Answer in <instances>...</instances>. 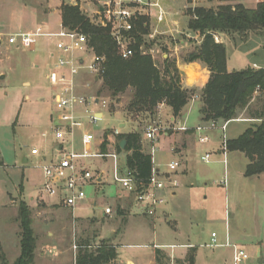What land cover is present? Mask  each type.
<instances>
[{
    "label": "rangeland",
    "instance_id": "1",
    "mask_svg": "<svg viewBox=\"0 0 264 264\" xmlns=\"http://www.w3.org/2000/svg\"><path fill=\"white\" fill-rule=\"evenodd\" d=\"M38 1V4L35 1L34 4L39 7V12L32 14L34 17L37 16L38 20L41 21L39 26L43 27L46 2L45 0ZM21 2L22 0H0V28L2 31L12 33L35 24L30 16L31 13H28L29 11H24V13L21 11L24 9ZM180 2L179 0L178 5ZM244 2L248 7H252L254 4V0H244ZM190 8L194 7L189 5L185 13ZM180 14V20L183 21V14ZM185 17L183 27L188 26L189 17L187 14ZM92 20L96 22L98 15H94ZM51 28L57 31L60 29L58 16L52 21ZM160 35L157 34L154 41ZM182 37L185 38V36ZM146 39L150 41L148 37ZM186 40H191L189 43L192 44H189L188 49H181L178 52L182 61L183 56L197 44L193 39L186 38ZM260 41L264 43V39ZM256 44L257 42H253L242 46L240 41L237 42V45L251 57L250 59L264 61V51L259 49ZM40 49L38 52H29L16 51L10 48L9 51H4L0 57V76L6 75L4 79L0 78V152L4 163L0 167V239L9 250L4 253L10 262L15 261L19 255L18 248L15 246L18 242L15 234L16 227L11 220L18 213L20 202L33 203L29 200L30 197H34L35 200L31 210L32 219H35L32 222V228L33 223H35L33 231L34 234L36 233L37 239L36 250L38 248V252H43L46 255L45 258L40 259L39 264H73L78 252V248L75 247L83 243L97 247L102 243L99 240L101 233L104 238H108L111 236L113 228L121 232L125 223H129L132 219L143 221L128 227L124 240L127 246L125 245L121 249L123 257L126 254L152 252L156 248L166 249L163 245L188 240L198 247L202 243L201 241L212 232L223 237L229 226L233 230L236 229L235 231L245 230L247 234L264 240V214L258 204L259 201L264 202L260 188L261 183L257 179L246 181L242 174L246 159L240 157L242 155H230L228 170H225L222 162L223 156L218 154V151L222 150V145L219 143L220 131L218 130L208 134L211 137L208 143L202 144L198 139L195 141L193 150L186 159L188 161V173L186 175H171L174 177L172 180L178 183L176 187L177 197L173 198L172 192L166 193V203L160 207L154 227L149 225L154 218L132 214L135 210L134 201H128L131 203L129 204L130 207L128 206L129 211L126 210L122 214L118 211L119 194L123 191L119 185L112 181L111 160L108 162L100 159L83 161L91 172L96 174L102 170L108 172L110 176L107 183L102 186L86 185L87 200L73 211L64 207H52L48 202L41 199L39 187L44 181L43 170L41 169L43 165L42 155H32L31 152L34 148L45 152L49 148V141L52 138L48 122L50 115L54 112V103L52 99L53 89L48 76L56 60L45 57L43 49ZM162 53L164 51L161 49L157 54V61L161 59ZM77 54L86 59L87 65L93 61V55L90 53L79 51ZM166 54L170 55L169 52ZM243 68V62L232 58L231 69L233 71H240ZM86 72V70L81 72L79 92L86 97L96 96L101 83L94 82L93 77ZM24 82H30L31 86H25ZM131 95L132 92L128 91L122 96L118 105L115 106V110L111 112V98L107 92L103 93L101 98L109 102V108L102 110L104 118L101 121L90 126L91 133L95 135L96 142L94 143H99L108 135L109 142L114 141L113 146H116L118 135L115 134V130L119 128L122 121L129 124L123 129V132H129L133 127V130L140 131L142 136L150 126L161 128L169 126V117L161 114L159 109L154 118L145 114L130 119L124 113V108L129 103ZM27 96L30 98L27 99ZM196 110L197 105L192 110L191 122L197 121ZM98 117L100 118V116ZM243 118H247V115H241L238 120H244ZM248 124L253 126L255 123ZM248 124L231 123L227 136L229 138L236 137L248 127ZM44 132H49L48 138L42 137ZM170 132L173 133V131ZM172 140L171 137H159L155 161L157 166L162 164L163 170L166 169L168 163L178 161L171 150L170 143ZM76 148L78 151L82 150L79 141H77ZM207 153L211 154V160L208 163L202 160V157ZM24 158L28 159L27 163L23 162ZM119 159L121 164L125 163V155L120 154ZM185 168L180 165L178 172ZM192 184L195 185L191 186ZM94 200L98 201L96 207L93 206ZM121 203L125 205L124 202ZM106 207H110L112 210L109 216L105 214ZM161 210L168 211L169 218L176 222L175 226L172 224L173 222L171 225L168 224L167 217L162 214ZM122 212H124L123 209ZM102 224H107L103 230ZM129 243L139 244L142 247L141 249L130 247L128 246ZM197 250L201 264L204 255H209V252H212L208 248H198ZM219 251L216 250V252ZM253 251L250 252L253 257L252 262L248 264H255L256 262ZM218 264L223 263L219 261Z\"/></svg>",
    "mask_w": 264,
    "mask_h": 264
},
{
    "label": "trees",
    "instance_id": "2",
    "mask_svg": "<svg viewBox=\"0 0 264 264\" xmlns=\"http://www.w3.org/2000/svg\"><path fill=\"white\" fill-rule=\"evenodd\" d=\"M61 11L63 27L85 34L94 54L104 59V72L96 82L101 83V87L96 96L102 97L104 92L109 94L111 112L120 98L131 91L129 103L124 108L130 119L145 114L154 118L163 103L172 109L175 118H180L195 97L200 103V114L205 124L237 120L246 114L247 119L260 122L238 138L228 140V151L245 154L249 160L247 177L264 173V67L249 66L229 72L226 45L217 42L214 36L223 34L244 42L251 34H264V0H258L254 8L240 3L235 6L221 5L216 9L196 7L187 11L188 30L198 34L202 40L183 56V61L201 63L210 71L209 80L201 90L183 86L176 59L161 55L157 61L150 54L153 44L146 39L151 31L147 16H141L134 22L133 29L124 33L133 50V56L124 59L120 55V46L112 36L111 26L95 24L79 5L63 4ZM107 137H104L102 145L104 153L107 152ZM142 138L140 131L122 133L117 136L116 148L119 153H127V169L136 180L145 183L152 174L153 162L151 155L143 149ZM123 140L127 142L124 150L120 146ZM3 165L0 152V167ZM17 219L21 230V254L10 262L0 247V264H34L37 239L32 228V211L24 201L19 204ZM77 248L75 264H117L116 248L108 242H102L97 247L83 243ZM161 254V250L156 248L157 261H160ZM176 263L195 264L194 251L184 261Z\"/></svg>",
    "mask_w": 264,
    "mask_h": 264
},
{
    "label": "built area",
    "instance_id": "3",
    "mask_svg": "<svg viewBox=\"0 0 264 264\" xmlns=\"http://www.w3.org/2000/svg\"><path fill=\"white\" fill-rule=\"evenodd\" d=\"M197 1L192 0V3ZM145 7L157 9L156 19L159 24L165 21L167 13L162 6L158 2L151 3L145 0H107L102 11L97 14L98 20L96 22L92 20L97 25L112 27V36L120 46V55L124 59L133 56L130 42L124 37V33L131 31L134 22L141 16H146ZM157 34L161 33L155 29L152 33L150 32L148 38L153 41ZM215 40L219 42L217 36H215ZM10 48L29 52H36L42 48L48 52L50 58L56 60L48 80L53 89L52 99L55 111L53 135L59 144V154L55 160L47 161L45 158L41 166L44 175V182L39 189L41 199H58L60 204L74 210L80 202L87 198L86 185L98 186L103 180H107L104 173L91 172L83 164V160L110 159L112 161V181L126 193L134 196L143 215L155 217L160 207L166 203L161 192L171 191L178 185L170 175L176 173L180 168L179 161L168 163L166 172H161L156 165L155 156L158 151L159 132L169 129L186 132L189 129L185 126L178 128L149 127L144 138L148 142V153L152 157V174L147 182L138 181L131 171L121 168L119 153L115 148L108 153H92L87 149L94 141L93 133L86 130L87 125H96L100 121L97 108L101 111L109 108V102L101 97H86L78 93L77 78L82 70H86L93 77L94 82H98L104 72V59L94 54L93 49L89 46L88 37L78 30L66 29L63 25L56 32H49L41 26L24 32L0 31V57L4 51H9ZM79 51L92 54L93 61L87 65L86 59L77 54ZM81 61L83 64L80 63ZM196 99L197 97L194 98V100ZM232 121L235 120L220 123L210 122L196 128L197 132L203 134L200 137L201 143L210 142L211 138L206 134L211 131L219 130L224 134L222 154L225 162L229 152L225 133L227 126ZM78 131L84 132L81 137L84 146L82 153H78L74 147ZM115 134H121L119 128L115 130ZM31 153L38 155L39 151L33 149ZM202 160L208 163L211 160V154L207 153L202 157ZM111 212V208L105 209L106 215H111ZM222 246L232 248L233 264H246L249 260L247 252L239 246L229 242L225 245L220 244L215 233L212 234L210 244L202 245V247L209 248ZM75 248L77 249V247Z\"/></svg>",
    "mask_w": 264,
    "mask_h": 264
},
{
    "label": "crops",
    "instance_id": "4",
    "mask_svg": "<svg viewBox=\"0 0 264 264\" xmlns=\"http://www.w3.org/2000/svg\"><path fill=\"white\" fill-rule=\"evenodd\" d=\"M34 1L37 4L39 3L38 0H34ZM34 1L22 0L21 4H22V6H24V9L21 11L23 13H24V11H26V12L29 11L28 13H31L30 16L32 17V20L35 22V24H33L29 27L28 26L23 27V29L21 31H15V32L29 31V30L35 29L36 27H38L41 24V21L38 20L37 16L34 17V15H33V14L37 13V11L39 12V7L37 6V4H34ZM106 1L107 0H45L46 4H45L44 14L46 16H45L44 21L42 22V26L45 28V30H47L49 32H56L57 30H54L51 28V23L54 19L57 18V16L59 18L60 27L62 26L61 8H62L63 4L73 5V6L79 5L81 10L84 13L88 14L90 16V18L93 19L94 15H97L99 12L102 11V7ZM145 1H148L151 3L158 2L167 13L165 21L163 23L159 24L157 22V19H156L157 9H155L153 7H145L144 13L149 18V21H150V29H151L150 32L152 33L155 29H158V30H160V33H161V35L155 41L154 40L149 41L150 43L153 44V46L150 49V54L154 57V59H156L157 54L162 49L164 51V53H162L163 58H168V57L173 58L174 57L173 59H176L177 67H178V69L182 75L184 87L197 88L199 90L203 89L205 87L206 83L208 82L209 77H210V71L208 70V68L205 65H203L201 63H197V62L186 63L180 59L179 54H178V52L181 49H188L189 44H192V43H189V42H191V40H186V38L193 39L194 41H196L197 44H195V46L198 45L202 40V38L198 34L188 31L187 27H185V26L183 27V23L185 22L184 20L186 19L185 15L187 14V13H185V10L187 9V7H189V5L193 6L194 8L203 7V8H208V9H211V8L216 9L219 6L226 5V4H230L232 6H235V5L241 3V4L245 5L246 7H248V6L245 4L244 0H240L239 2L235 1V2H228V3L222 2L221 0H198L195 3H192V0H180L181 6L178 5L179 0H145ZM204 1H206V2H204ZM257 3H258V0H254L253 6L249 7V8H254L257 5ZM180 13L183 14V18H184L183 21L180 20V15H181ZM0 31H2L1 28H0ZM182 36H185V38H183ZM214 36H217L219 38L220 43H224L226 45V48H227V68H228L229 72L233 71L231 69L232 58H233V60L238 59L241 62H243V66H244L243 69H245L249 66H253L254 68L264 67V61H258V60L250 59L251 57H249V55L246 54L239 45H237V42L239 41V39H233V38H231L227 35H223V34H216ZM262 39H264V34L257 33V34H251L247 38L246 41H244V42L240 41V42H241L242 46L244 44L257 42L256 45L258 46V48L262 49V51H264V43L260 41ZM40 50L41 49H39L38 51H40ZM38 51H36V52H38ZM165 51L169 52L170 55H167L165 53ZM43 53L46 55L45 57H47L48 59H52L49 57L48 52L45 49H43ZM86 73H88V72H86ZM80 75L77 78L78 93H80L79 92V86L81 83L80 82ZM5 77H6L5 74L0 76L1 79H4ZM95 82H97V81H95ZM24 85L25 86H31L30 82H24ZM29 98L30 97L27 96V99H29ZM196 105H197V110H196L197 121L191 122L190 116H191L192 110L194 109V107ZM158 109H159L161 114H164L165 116L167 115V117H169V119H168L169 120V126L168 127L178 128L179 126H185L186 128L189 129L186 132L169 129V130L163 131L162 133L159 134V137L164 136L166 138L171 137L173 139L170 143L171 150H172L173 154L176 156V159L180 162L181 167H186L181 172L177 171L176 173L171 174V175H173V176H175V175H177V176L186 175L188 173V168H187V166H188L187 162L188 161H186V159L188 158L189 154L193 150L192 148L194 147V145L196 143L195 141L198 139L200 142V137L203 135V134H200L199 132L196 131V128L198 126L205 124V123H203L202 116L200 114V103L198 102V100L191 101V103L183 110L182 116L180 118H175L173 116L172 109L167 105H161ZM96 111L98 112V116H100V121H101L104 118V113H103V111H101L99 109H96ZM54 115H55V111L50 115V119L48 122L50 125V128H51L50 130L52 132V138H51V141H49V148L47 150H45V152H41L40 150L37 149L39 151L38 155H42L43 163L45 161V158L47 161L55 160L59 154V152H58L59 151V144L57 143V141L55 140L54 135H53ZM233 122H241V123H246V124L252 122V123L257 124L260 121L245 118L244 120H235V121L230 122L229 125L227 126V130L225 133L227 141L230 139L238 138L248 128L252 127V126H250V124H248V127L242 133H239L234 138H229L227 136V131H228L230 124ZM127 125H129V124L127 122H124V121H122L120 123L119 129L121 131V134L125 133V132H123L124 131L123 129L126 128ZM86 130L91 132L89 125H87ZM170 131H173V133ZM214 131H217V130H214ZM131 132H135L133 130V127H131V130L129 132H126V133H131ZM83 133H84L83 131H78L76 133V140H75L74 147L78 153H82L84 150V146H83L82 141H81V137H82ZM209 133H207L206 135H208ZM49 135H50L49 132L42 133L43 138H48ZM208 136L210 137V135H208ZM223 138H224V134L220 131L219 143H221V145L223 143ZM110 140H111V138H110ZM77 141H79L80 144L82 145L81 151H78L76 148L77 147ZM94 142H96L95 135H94V141L87 147V149L90 150V152H92V153H96V152L102 153L103 152L102 151V145L104 143V138L99 143H94ZM142 144H143V149L146 152H148V142L145 140L144 135L142 138ZM113 145H114V141L111 140L109 142V140H108L107 152H109L113 148H115L117 150L116 146H113ZM95 148L97 149L96 151H95ZM34 149H36V148H34ZM120 154L125 155V163L124 164L120 163V166L123 170H126V168H127L126 167L127 153L123 152V153H119V155ZM218 154L223 156L222 150H219ZM235 154L242 155L240 157H245L246 162H244L242 174H243L244 178L246 179V181L251 180V179H257L261 183L260 188L262 191V196H264V173L261 175H257V176L247 177L246 176V170H247V166L249 164V160L247 159L245 154H243L241 152H228L226 162L224 161V156H223V160H222V162L225 166V170H228L230 155H235ZM241 159L243 160V158H241ZM100 160L108 162V160H110V159H100ZM119 161H120V159H119ZM23 162L27 163L28 159L24 158ZM167 165H166L165 170L162 169V164L158 165V168L160 169L161 172H166L167 171ZM98 172L104 173L107 180L109 179L110 174L108 172H105L102 170L98 171ZM173 176H171V178ZM173 179H174V177H173ZM107 180H105V181L103 180L102 183L98 186L104 185L105 183H107ZM225 183H226V178H225ZM194 185L195 184H192L191 186H194ZM89 186H92V185H89ZM176 187L174 190L161 192V195H163L166 198V196H165L166 193L172 192V197L173 198L177 197ZM39 189H40V187H39ZM122 191H123V193L119 194V199H118V209H120V214L125 213L126 210L129 211L128 206L130 207L129 204H131L129 202L134 201L135 210H134V212H132V214H135V215L140 214L141 216L148 218V216H145L142 214L140 208L136 204L134 196L126 193L123 189H122ZM29 200L33 201L32 204L27 203L28 207L31 209L32 207H34L33 205L35 204V200H34V197H30ZM43 200L45 202H48V204L52 207H58V208L64 207L67 210L73 211V209L65 207L64 205L60 204L58 199H43ZM55 200H57V201H55ZM86 200H87V198L84 201H86ZM84 201H82V202L84 203ZM82 202H80L76 208H78ZM121 202H124L125 205H123ZM258 204H259V207L261 208V210H263V214H264V202L259 201ZM97 205H98V201L94 200L93 206L96 207ZM106 208H108V207H106ZM132 208H133V206H132ZM122 209L124 212H122ZM159 210L157 211V214L155 217H151L154 219H153V221H151L149 223V225L151 224V225H153V227L155 226L156 219H158ZM162 214L165 217H167L166 221L168 222V224L171 225V223L173 222L172 224L174 226L176 225V222L169 218L170 214L168 213V211L163 210ZM106 216H109V215H106ZM17 218H18V213L13 217V219L11 221H13V225L16 227L15 228V234L18 238V242L16 243L15 246H17L18 252L20 255V232H21V230H20V226H19V222H18ZM33 221H35L34 218H33ZM141 221H143V220H139V219L130 220L129 223L128 222L125 223V227L121 232L118 231V229L113 228L112 234L108 238H104L102 236V233H101L99 240H101L102 242H108L109 244H112L113 246H115L116 251L118 253V258L116 261L117 264H177L176 262H178V261H184L186 259L187 255L192 250L194 251V255H195V264H201V262L199 260L200 255L198 254V250H197L198 248H203V249L208 248V249L212 250V252H209V255L207 254L208 256L204 255V257L202 258V264H218L219 261H221V263H223V264H226V263L233 264V250L231 247H228V246L215 247V248L202 247V245L210 244L212 242V234H214L215 232H212L205 239H203V241H201L202 243H200V245L198 247L195 243L190 242L189 240L186 242L169 243V244L163 245L166 249H160L161 253H162L160 261L156 260V249L152 250V252H143L140 254H126L125 257H123L121 249L126 245L124 240H125V237H126L127 232H128V227L132 224L135 225L136 222H141ZM34 224L35 223H33V228H34ZM106 225L107 224H105V225L102 224V230H103L104 226H106ZM235 230H233L229 226L226 229L223 237H219V235H217L215 233L217 235L218 242L220 244H223V245H225L227 242H229V243L235 244V245L239 246L240 248H242L243 250H245L247 252V254L249 255V260L247 261L246 264L252 262L253 257L251 256L252 253H250V252H251V250H254L253 254H254L255 260H256L255 264H264V240H261V238L253 237V236L247 234L245 232V230H243V231H235ZM202 231H205V229H202ZM35 236H36V233H35ZM107 240H109V241H107ZM84 244H87V243H84ZM128 246L137 247L140 249L142 247L139 244L135 245L133 243H129ZM0 247L2 248V250L4 252L9 251L6 247V244L3 241H1V239H0ZM145 247H147V246H145ZM17 248H16V250H17ZM148 249H149V247H148ZM216 250L217 251L220 250L221 252L220 251L216 252ZM19 255H18V257H19ZM175 256H177V257L175 258ZM43 257L44 258L46 257L45 253L38 252V248H37L36 253H35L34 264H39L40 259ZM75 257H76V255H75ZM59 264H62V263H59ZM73 264H75V259H74Z\"/></svg>",
    "mask_w": 264,
    "mask_h": 264
},
{
    "label": "water",
    "instance_id": "5",
    "mask_svg": "<svg viewBox=\"0 0 264 264\" xmlns=\"http://www.w3.org/2000/svg\"><path fill=\"white\" fill-rule=\"evenodd\" d=\"M80 63L83 64L82 61H81ZM96 80H97V79H96ZM126 143H127V142H126L125 140H123V141L121 142L120 146H121V149H122V150H124V148H125V146H126Z\"/></svg>",
    "mask_w": 264,
    "mask_h": 264
}]
</instances>
